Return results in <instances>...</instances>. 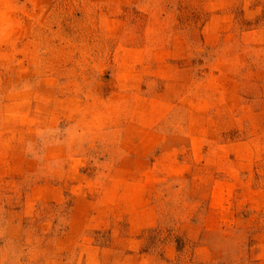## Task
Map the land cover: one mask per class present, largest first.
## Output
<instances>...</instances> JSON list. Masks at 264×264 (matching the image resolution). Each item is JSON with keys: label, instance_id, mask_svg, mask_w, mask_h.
Here are the masks:
<instances>
[{"label": "rangeland", "instance_id": "obj_1", "mask_svg": "<svg viewBox=\"0 0 264 264\" xmlns=\"http://www.w3.org/2000/svg\"><path fill=\"white\" fill-rule=\"evenodd\" d=\"M0 264H264V0H0Z\"/></svg>", "mask_w": 264, "mask_h": 264}]
</instances>
